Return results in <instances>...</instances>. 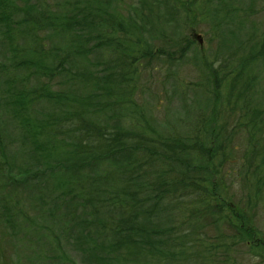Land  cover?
<instances>
[{
  "label": "trees",
  "instance_id": "16d2710c",
  "mask_svg": "<svg viewBox=\"0 0 264 264\" xmlns=\"http://www.w3.org/2000/svg\"><path fill=\"white\" fill-rule=\"evenodd\" d=\"M117 2L0 0V264H264V0Z\"/></svg>",
  "mask_w": 264,
  "mask_h": 264
},
{
  "label": "rangeland",
  "instance_id": "374dc122",
  "mask_svg": "<svg viewBox=\"0 0 264 264\" xmlns=\"http://www.w3.org/2000/svg\"><path fill=\"white\" fill-rule=\"evenodd\" d=\"M193 1V0H192ZM139 2H143V0H122L119 2H117L119 5H118V10L121 11V10H124V14H122L123 16L127 17L128 16V13H127V10L128 9H132L134 6H137V4ZM194 21H192L190 24H191V27H192V30L189 29V31H186L185 32V37H190L192 39V41L194 42V44L199 47L198 51L201 52L202 54H199L202 55L203 57L205 56V53L208 51V49H210V46L208 44V34L206 33V30L207 28H210L211 26H207L206 24H204L203 26L200 27V29H196L197 28V25L196 24H193ZM201 21L198 22V24H200ZM204 26H206V28H204ZM221 34V33H220ZM183 36V35H182ZM184 37V36H183ZM226 37L223 36V39L221 40V42L219 43V40H215L214 39V42L215 43H218L217 45V48L218 49H222L224 48V45H223V42H224V39ZM213 48L215 49V45H213ZM232 48V47H231ZM196 49L192 52H182V54H191L189 55V58L187 60L188 63H194L193 60H195L196 62H198V64L200 63H203V61L200 59L199 56H197L196 54ZM194 56V57H193ZM155 58V59H154ZM193 58V59H192ZM165 58H160L159 56H153L152 57H148V60H151L152 62L150 63H143V69L140 70V73L141 76H140V79H139V82H138V90L140 92H138V97H140V99H143V96H145V100L148 102V104L150 106H153L151 104V102L154 101V98L155 96H159V92H158V89L157 88H163L161 85L163 82L166 83V81H168V77H169V74L166 70H163V71H157L156 70V67L159 66L161 63H165ZM8 60H4L3 62L6 64ZM145 61V59H144ZM208 64H210L207 60L204 61ZM77 63L75 62V65ZM197 64V63H196ZM79 65V64H78ZM201 65V64H200ZM191 68V67H190ZM150 69V70H149ZM186 73L183 74V75H180L179 78H181V80H185L186 82H189L190 80L191 81H194L195 80V76L194 75H190V72H189V69L188 67L186 66ZM6 75L4 76H0L1 79H4ZM229 84V82H228ZM163 94V93H162ZM188 95V98L191 97V94H187ZM175 103H177V106L176 107H172V105L169 107V108H165L164 110H162L161 112H158L156 113L155 115H158L160 120L161 121H166L165 124H170V125H177L176 123L177 122H182V123H185V124H190L188 119H187V115L184 113L185 109L182 107L183 111L180 109V106L178 105V102L177 100L175 101ZM143 104V102H142ZM175 106V104H174ZM204 107V106H203ZM167 111L165 113V116H164V112ZM190 131L191 128H189ZM13 136V139L15 138V134L12 133ZM14 148L11 150L9 156L13 157L15 155L14 152L17 153L18 151V146L17 145H14L13 146ZM104 174H101V176H103ZM12 191V190H11ZM44 199H45V202L47 203V205L49 206V210H51L52 212V204L55 205V203H52L51 200L53 199V196L48 194V195H44ZM17 200H20L17 198ZM27 197H26V200H25V196L24 198H22L20 200V205L24 208L26 207L29 211V215L30 216H37L36 215V212L35 211H30L31 209L28 208V201H27ZM26 205V206H23ZM58 206L56 207H60L59 209L62 210L63 209V206L65 205L64 202L62 200H60L58 203H57ZM62 208V209H61ZM62 212V211H61ZM9 252H12L11 249H9ZM236 259L238 260L239 257L235 256ZM240 264H249L248 261H246L245 263H241V261H239Z\"/></svg>",
  "mask_w": 264,
  "mask_h": 264
}]
</instances>
